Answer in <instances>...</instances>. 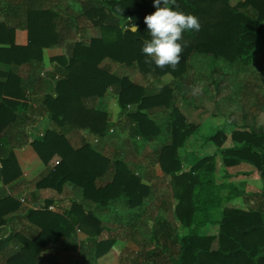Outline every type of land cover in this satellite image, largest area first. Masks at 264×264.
I'll return each instance as SVG.
<instances>
[{
  "label": "trees",
  "instance_id": "obj_1",
  "mask_svg": "<svg viewBox=\"0 0 264 264\" xmlns=\"http://www.w3.org/2000/svg\"><path fill=\"white\" fill-rule=\"evenodd\" d=\"M154 3L155 0H0V45L8 46L0 48V62L5 57L28 63L37 58L36 67L41 68L43 48L64 49L62 55L51 59L57 77L52 92L41 103L56 129H46L29 141L46 168L34 187L61 193L71 185L81 191L80 199L72 201L64 215L47 209L28 210L26 217L32 232L19 234L21 248L5 264H43L41 254L48 249H76L77 231L90 242L89 252L80 250V257L92 255L93 262L87 264H94L111 251L117 240V233L101 218L100 211L120 207L126 213L124 223L133 224L145 212L147 203H158L159 197L153 193L155 186L144 184L122 157L105 156L89 143L74 148L68 141L72 131L106 136L110 115L94 103L107 90L116 98L119 118L128 124L131 138L155 144L153 159L173 199L172 205L164 195L157 206L158 214L153 213L146 238L138 242L142 256L129 255L120 263L264 264V126L257 121L260 108L264 110V0H241L233 5L230 0H175L170 7L198 17L202 25L199 32L184 33L185 47L175 70L145 63L142 47L150 34L144 19L157 10ZM130 23L137 25V32L127 30ZM16 34L22 36L24 45L15 43ZM203 58L210 60L212 73L218 71L212 83L219 94L228 91V102L235 97L239 102L246 100L245 89L252 82L248 79L242 87L245 82H237V68L259 67L262 72L263 80L257 85L262 88V100L258 96L253 106L243 107L240 123L231 121L219 107L212 112V117L221 116L228 125H234L229 135L232 146L223 147L227 140L223 129L205 138L215 145L224 167L245 164L255 171L261 182L257 193L246 194L235 183L216 184L214 155L192 157L187 160L188 168H182L180 149L198 126L187 122L180 108L195 105L190 92L199 90V80L191 78L195 74L192 65ZM219 62L235 70L231 72L232 79L228 80L230 73L226 69L214 68ZM126 70L138 76L139 82L124 74ZM5 94L9 92L1 89L0 83V113L11 103L16 104L3 98ZM251 108L256 112L247 120L246 110ZM163 136H168V141ZM0 162L3 183L19 178L18 173L10 175L12 170L18 172L12 152L2 154L0 147ZM236 198L242 200L239 207L225 206ZM8 202L14 203L6 197L0 200V206ZM51 203L46 201L47 206ZM7 212L0 211V228ZM161 214L170 215L167 218ZM209 224L217 226V234H200ZM104 234V239L97 240Z\"/></svg>",
  "mask_w": 264,
  "mask_h": 264
},
{
  "label": "crops",
  "instance_id": "obj_2",
  "mask_svg": "<svg viewBox=\"0 0 264 264\" xmlns=\"http://www.w3.org/2000/svg\"><path fill=\"white\" fill-rule=\"evenodd\" d=\"M15 43L17 45H24L23 38L20 34H16ZM0 48L8 49V46L0 45ZM63 53L64 49L62 48H43L41 52V68L39 66L36 67V64L38 63L37 58L31 63H28L22 61L19 62L20 59H10L5 57L4 61L0 62L1 89H7V92H9V94H5L2 97L11 102L12 100L16 102V104L11 103L10 106L4 107L0 113V135H3L0 139V147L2 154L12 152L13 158L18 165V172L12 170L10 175L12 176L13 174L18 173L19 177L9 183H3L0 179V200L6 199L7 197L14 201V203L8 202L0 206V211H8L7 215L3 218L5 219V224L0 228V242H3L0 247V264H5V260L8 257L14 255L20 250L21 244L19 240H21L22 236L20 237L19 234L26 236L32 232L29 228L32 224L26 217L28 210L40 211L47 209L54 214L64 215V213L70 208L71 202L78 200L81 197V191L71 185H66L61 193H57L51 189H37L34 187L35 182L45 174L46 168L38 159L36 153L30 146L29 141L40 137L46 129H56L54 123L47 118L41 103L44 96L52 92V83L57 77V75H54L55 70L51 63V59L62 55ZM10 72L11 75H8ZM6 82L8 84L3 86ZM94 104L99 108H104V110L110 115L109 124H111V126L108 133L104 138H98L78 131H72L68 135V141L70 144L76 148L83 143H89L105 156L110 157L114 155L122 157L130 166H132L135 173L142 177L144 184L150 185L151 188L155 186L153 191L154 196L159 197L157 204H154L152 201L146 204V207H144L143 210L145 212L136 218L133 224L131 222L124 223L126 213L123 210L121 211L120 207H114L108 211H100L99 214L102 215L101 218L108 221L110 223L108 225L112 227L115 233H117L115 234L117 240L112 247L111 252L98 258L94 262V264H104L107 259L113 257V252L117 244H119V246H124L126 244H128V246H130V244L134 245L137 248V251H133L134 253H131L130 256H142V249L138 246V242L146 238L145 236H147L149 225L152 223L153 213L158 214L157 206H159L160 201L164 199V195L166 196L165 200H169L172 205L173 199L171 198V192L168 189V185H166L167 183L164 182L162 178V171L153 159L154 154L152 146L155 144H143L137 137L131 138L128 124L119 118V107L116 104V98L110 90H107L104 97ZM189 107L183 105L180 110L186 115L187 122L192 123L189 121V112H187L189 111ZM192 111L195 112L193 107ZM204 114L205 113L201 111L197 112L195 119L199 116L205 117L206 115ZM206 119L212 120L216 123V119L213 117L211 119L206 116L204 120ZM204 120L203 122H205ZM194 124L198 126L196 130L201 129L203 133H200L197 137L191 135L187 140L185 147L180 149L182 168H188L189 164L187 160H191L192 157L209 156L210 153L208 152L213 148L214 152L211 153V156L214 155L215 171L213 177L216 184L243 182L241 181L242 177L250 178V176H257L255 171L245 164L236 167H224L222 159L214 144L206 142L205 140H203L204 143L196 142L198 139H205L206 136L211 135V130L206 129L204 125H200L202 124V121L200 120H196V123ZM197 131L194 134H197ZM225 134L227 135V140L223 144V147H230L232 146L231 141L227 145L230 140V134H227V132ZM190 138L193 139L192 142L196 144V147L199 148L200 151H198V149L190 150ZM168 139V136L164 137L165 141H168ZM122 146L123 148H120ZM206 146L208 148L207 151L205 149ZM202 148L205 150L203 151V153H205L203 156L200 155ZM124 150L126 151L123 153ZM217 165L218 169L216 170ZM218 170H221L222 174L220 175V172L217 174L226 181L219 182L217 180L216 172ZM242 173H245L246 176ZM155 177L160 178V180L156 181ZM231 179L237 181H231ZM252 179H257L256 181L260 186L261 182L258 176L256 178L253 177ZM259 189L256 190V193ZM48 200H52L53 203L47 206L46 201ZM235 200H237V202L241 201L242 203L240 198H236L225 206L238 207L233 206L234 203L232 202H235ZM109 214L112 215L109 216ZM169 215L170 214H161L162 217L166 216L167 218ZM210 227L215 229L217 226L209 224L203 229H210ZM107 234H104L97 240L104 239ZM133 234H135L136 237H134ZM140 235H142V238H140ZM6 239L8 240L4 241ZM75 242L76 249L65 247V249H59L57 251H55V249L44 251L41 254V261L43 264H49L52 262H58L59 264H87L89 261L93 262L92 259L94 257L92 255L86 257H84L85 255L80 257L79 255L80 250L81 253L84 251L89 252L90 242L88 238L77 231ZM122 256L123 251L119 255L120 259L118 264H121L120 261Z\"/></svg>",
  "mask_w": 264,
  "mask_h": 264
},
{
  "label": "rangeland",
  "instance_id": "obj_3",
  "mask_svg": "<svg viewBox=\"0 0 264 264\" xmlns=\"http://www.w3.org/2000/svg\"><path fill=\"white\" fill-rule=\"evenodd\" d=\"M239 1H241V0H230V3L233 5V4H235V3L239 2ZM193 63L194 64L192 65V69H193V73H195V74H194V76H191V78L195 79V81L199 80V85H198V89L199 90H197L196 92H194V91L190 92L191 95H193V97L191 98V101L194 98V104L196 106L193 105V108H194L195 112L192 111V107L188 108L189 111H187V112H189L188 113L189 114V119H190L189 121L192 122V123H196V120L202 121V124H200V125H204V127L206 129H210L211 133H214L215 131H217L219 129H223L224 131L227 132V134H230L232 132V130L234 129V125H228L223 117H221V116L213 117L214 119H216V123L214 121H212V120H207V119L204 120V118L207 116V117L212 119V115H213L212 112H213L214 108L215 107H219L221 110L226 112L228 117H230L229 119L231 121L233 119L237 123H240L241 122V117L244 114L243 110H245L243 107L245 105H249V104H250V106H253L256 103V99L259 100L258 96H259L260 100H262V95L259 92V91H262V88H261V86H257V85H260L262 80H263L262 72L260 71L259 67L255 68V67H252V66H249V67L241 66V67L237 68L236 77H237V82L238 83H240V81L245 82L248 79H251L252 82H251V84L249 86V89L248 88L245 89V93L247 94L246 100H243V101L239 102L237 100V98L235 97L232 100L230 99V101L228 102L227 101L228 99H226V97H225L227 95L228 91H226V92L224 91L223 93L219 94L217 92V90H216L215 84L213 85V83H212V80H214V78H216L218 71H215V73H212L211 69L213 67L211 68L209 66L210 65V60L207 59V58H203L202 60H200L198 62H193ZM213 66H216V67H214L216 70L219 69L217 67H220V68H224L227 71H229L230 75H229L228 80L233 78L232 77L233 75H231L233 73H231V72H234L235 70H230V69L226 68L220 62L215 64V65H213ZM115 69L119 70V69H117L116 66H114V70ZM124 74L128 75L129 77H131L132 80L139 82L138 76L133 75L134 74L133 72H131V71L127 72V70H126V73H124ZM231 82L232 81H230V83ZM196 83L197 82H195V84ZM245 84H246V82L243 84L242 87H244ZM193 86H195V85L193 84ZM203 86H204V89H203ZM205 88H207L206 91H205ZM194 96H197V97L195 98ZM263 101L264 100H262V102ZM203 108H205V109H203ZM196 111L197 112L201 111L203 113H205V111H206L207 113L204 114V115H206L205 117L199 116L197 119H195V117L197 116L196 115L197 114ZM246 111H247L246 112V119L247 120H251V117H252L253 113L256 112V109L254 110L253 108H251L250 110H246ZM192 113H194V114H192ZM231 113H232V116H230ZM203 120L205 122H203ZM257 121H258V123H260L261 125L264 126V110L262 108H260V112L258 113ZM197 130H195V132ZM199 130L197 131V134H193V137H197L198 135H200V133L201 134L203 133V131L201 129H199ZM203 140H205V139H203V138L200 139V140L198 139L196 142L197 143H201V142L204 143ZM192 141H193V139L190 138V144H189L190 150H197L198 149V151H200V149L197 148L196 144H194ZM229 143H230V140L227 143V145ZM205 149H206V151L208 150L207 146L205 147ZM203 151H205L204 148H202V150H201L202 153L200 152L201 156L205 155V153H203ZM212 152H214L213 148L208 152V153H210L209 156H211ZM217 169H218V165L216 166V170ZM219 172H220V175L222 174L221 170H218L216 172L217 180L219 182L226 181L225 179H222L219 176V174H217ZM253 177L256 178L257 176H250V178L249 177H242L241 181H243V182H235V183L245 193L254 194V193H256V190L261 188V183H260V186H259L258 182L256 181L257 179L256 180L252 179ZM231 181H237V180H232L231 179ZM240 183H241V185H240ZM232 203H234L233 206H238V207L242 204L241 201L237 202V200H235V202L233 201ZM111 215L112 214H109V216H111ZM216 229H217V227L215 229L212 228V227H210V229H208V228L207 229H202L200 234H203V235H216ZM122 251H123V256L121 258H125V257L129 256L131 253H134L133 251H137V248L134 245H131V244H130V246H128V244H126L124 246H119V244H117L116 247H115V250L113 252V257H111V259H107L104 262V264H118L119 259H120L119 255L122 253ZM130 258H132V257L130 256ZM72 262H73V260H72Z\"/></svg>",
  "mask_w": 264,
  "mask_h": 264
},
{
  "label": "clouds",
  "instance_id": "obj_4",
  "mask_svg": "<svg viewBox=\"0 0 264 264\" xmlns=\"http://www.w3.org/2000/svg\"><path fill=\"white\" fill-rule=\"evenodd\" d=\"M174 3L175 0H155L157 10L144 19L150 34V39L145 40L142 47L145 63H154L161 69L170 67L175 70L185 47L184 33L199 32L202 28L198 17L169 6ZM127 30L137 32L138 28L135 23H130Z\"/></svg>",
  "mask_w": 264,
  "mask_h": 264
}]
</instances>
